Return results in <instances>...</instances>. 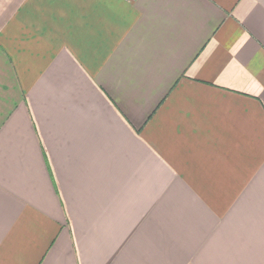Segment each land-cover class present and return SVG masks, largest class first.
Masks as SVG:
<instances>
[{
  "label": "crops",
  "instance_id": "1",
  "mask_svg": "<svg viewBox=\"0 0 264 264\" xmlns=\"http://www.w3.org/2000/svg\"><path fill=\"white\" fill-rule=\"evenodd\" d=\"M0 264H264V0H0Z\"/></svg>",
  "mask_w": 264,
  "mask_h": 264
}]
</instances>
